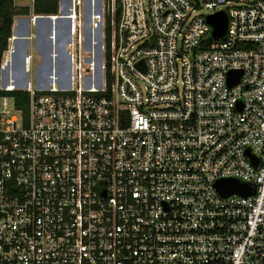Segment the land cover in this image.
<instances>
[{
	"label": "built area",
	"instance_id": "obj_1",
	"mask_svg": "<svg viewBox=\"0 0 264 264\" xmlns=\"http://www.w3.org/2000/svg\"><path fill=\"white\" fill-rule=\"evenodd\" d=\"M34 2L0 63L29 94L0 110V264H264V0Z\"/></svg>",
	"mask_w": 264,
	"mask_h": 264
},
{
	"label": "trees",
	"instance_id": "obj_2",
	"mask_svg": "<svg viewBox=\"0 0 264 264\" xmlns=\"http://www.w3.org/2000/svg\"><path fill=\"white\" fill-rule=\"evenodd\" d=\"M95 2L98 0H94ZM58 11V0H35L34 2V13L35 14H56ZM30 9L17 8L15 6L14 0H0V63L2 59L3 52L7 49L8 38L12 34V26L14 19L18 15H29ZM120 14V2L117 0V9L115 13L116 20L119 19ZM63 19V18H62ZM37 23V22H36ZM56 31L58 30L60 23L57 20L54 21ZM18 29L19 23L15 25ZM17 29L14 30V34L17 33ZM111 29V16L107 20V31L110 32ZM61 30L56 32L60 38L63 36ZM17 38V37H16ZM6 69V67L4 68ZM1 96L10 95L15 101V106L17 109L23 112V115L27 116L29 112V94L22 91L14 92H3L0 91Z\"/></svg>",
	"mask_w": 264,
	"mask_h": 264
},
{
	"label": "rangeland",
	"instance_id": "obj_3",
	"mask_svg": "<svg viewBox=\"0 0 264 264\" xmlns=\"http://www.w3.org/2000/svg\"><path fill=\"white\" fill-rule=\"evenodd\" d=\"M196 1L200 5L198 6V8H197L196 12L194 13V15H200V14L201 15H206V14H209V13H211L213 11L212 8H208L205 5L201 4L202 0H196ZM18 16H21V15H18ZM28 16L30 17L31 14L28 15ZM29 17H28V20H29ZM39 25H40L39 22L34 23L33 25L29 22L28 29H25L23 32L20 30V26H18L19 34H21L23 36H25L27 34H31V33L36 31V26H39ZM44 25L47 26V24H44ZM41 26H42V24H41ZM79 31H81V29L80 30L77 29L75 36H77V34H79ZM86 36H87V34H86ZM85 42H86V40H85ZM18 43H19V45H21L23 43V46L24 45L27 46L26 41L23 40V39L22 40H18ZM62 43H63L62 49L59 50V52L61 53L62 57L65 60L63 61L64 64L60 65V67L62 69L68 70L69 71L68 74H72L75 71V63H71L70 60H69V57L71 56L70 54H72V55L75 56L76 60H78V58L80 57V53H81V51H80L81 42H79V38L78 37H77V41H75V37H74V39H71L69 37L67 42H66V40H63ZM32 46H33V41L30 42L29 48H27V52H29V53L33 52V48H31ZM86 47H88V46L86 45ZM87 49H89V48H87ZM38 63H39L38 58L33 60V62H32V70L29 73V79L31 80L33 85H35V80H36V78H35V68L37 67ZM74 86H75V84H74ZM6 97L7 98L4 99V96L0 95V110L10 109V110H12V113L17 114V112L14 110L15 101H14L13 97L10 96V95H7Z\"/></svg>",
	"mask_w": 264,
	"mask_h": 264
},
{
	"label": "water",
	"instance_id": "obj_4",
	"mask_svg": "<svg viewBox=\"0 0 264 264\" xmlns=\"http://www.w3.org/2000/svg\"><path fill=\"white\" fill-rule=\"evenodd\" d=\"M209 23L213 26V36L214 37H221L225 35L227 30V16L224 12H219L215 15L209 16L208 18ZM230 80L232 83H235L239 80V76H235L233 74L230 75ZM241 192L246 193L244 188L239 186V184L231 181L227 185H225V188L223 190L224 193L230 194L232 192Z\"/></svg>",
	"mask_w": 264,
	"mask_h": 264
},
{
	"label": "crops",
	"instance_id": "obj_5",
	"mask_svg": "<svg viewBox=\"0 0 264 264\" xmlns=\"http://www.w3.org/2000/svg\"><path fill=\"white\" fill-rule=\"evenodd\" d=\"M30 15V14H29ZM26 16H28V15H26ZM27 18V17H26ZM20 26V30L23 32L25 29H28V26H29V21L27 22V19L25 20V19H22V22H21V25H19ZM13 28V27H12ZM27 45H29L30 44V42H27L26 43Z\"/></svg>",
	"mask_w": 264,
	"mask_h": 264
}]
</instances>
